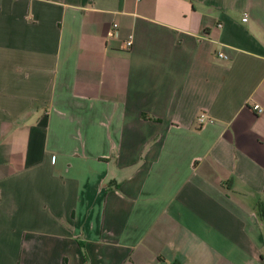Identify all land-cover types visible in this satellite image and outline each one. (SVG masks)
Returning <instances> with one entry per match:
<instances>
[{"label":"crops","instance_id":"crops-1","mask_svg":"<svg viewBox=\"0 0 264 264\" xmlns=\"http://www.w3.org/2000/svg\"><path fill=\"white\" fill-rule=\"evenodd\" d=\"M0 264H264V0H0Z\"/></svg>","mask_w":264,"mask_h":264},{"label":"built area","instance_id":"built-area-1","mask_svg":"<svg viewBox=\"0 0 264 264\" xmlns=\"http://www.w3.org/2000/svg\"><path fill=\"white\" fill-rule=\"evenodd\" d=\"M243 19L245 20L246 18L244 17ZM218 25L220 26V24H218ZM114 26H116V24H114ZM131 44H132V40H131V35H130L129 39L126 41V45L130 46ZM218 56L221 57V58H224V59L227 58V55H225L223 52H218ZM254 108L257 110L258 113L262 111V107H260L258 104H255ZM204 120H205V115L204 114H200L197 117L198 125L203 123Z\"/></svg>","mask_w":264,"mask_h":264}]
</instances>
